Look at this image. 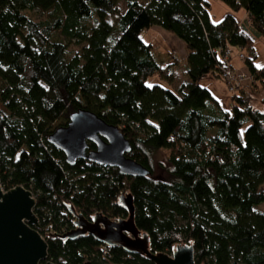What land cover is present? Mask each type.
Masks as SVG:
<instances>
[{"label": "trees", "instance_id": "obj_1", "mask_svg": "<svg viewBox=\"0 0 264 264\" xmlns=\"http://www.w3.org/2000/svg\"><path fill=\"white\" fill-rule=\"evenodd\" d=\"M219 1L232 13L214 22L207 0H0V183L32 192L48 261L154 264L120 245L103 256L106 245L91 235L45 234L47 227L56 234L73 228L68 202L85 217L126 219L118 199L130 193L132 222L148 235L151 253L188 244L196 264H264V212L257 209L264 203V111L251 105L264 91L253 51L264 37V0ZM240 10L250 25L238 23L233 13ZM153 26L186 46L188 80L176 91L147 85L156 76L174 80L175 63L158 65L142 39ZM229 47L250 49L245 65L253 83L240 86L226 110L199 82L221 78ZM81 108L118 127L132 147L127 157L150 175L123 177L83 160L69 167L48 137ZM61 119L66 123L56 125ZM162 150L165 174L157 177L154 158Z\"/></svg>", "mask_w": 264, "mask_h": 264}, {"label": "water", "instance_id": "obj_2", "mask_svg": "<svg viewBox=\"0 0 264 264\" xmlns=\"http://www.w3.org/2000/svg\"><path fill=\"white\" fill-rule=\"evenodd\" d=\"M261 104L264 111V99ZM48 141L64 155L69 167L83 160L116 169L123 177L150 175L148 168L127 157L132 147L120 129L85 108L70 114L68 123L52 132ZM89 144L95 149H90ZM118 204L129 214L128 218L112 221L101 213L85 217L73 203H66L67 212L73 217V228L53 237L74 240L91 235L102 245H120L128 252L142 253L154 264H196L194 247L188 244L176 245L171 254L151 253L148 235L132 222L133 196L120 195ZM35 207L36 199L30 190L16 186L5 191L0 183V264H54L48 261V245L37 230Z\"/></svg>", "mask_w": 264, "mask_h": 264}, {"label": "rangeland", "instance_id": "obj_3", "mask_svg": "<svg viewBox=\"0 0 264 264\" xmlns=\"http://www.w3.org/2000/svg\"><path fill=\"white\" fill-rule=\"evenodd\" d=\"M211 1H212V3L214 1L220 2L219 0H211ZM212 5L215 8V4H212ZM125 7H126L125 3L123 1H121L118 4V12L119 13L124 12ZM31 17L33 19H39L40 18L39 14H37V13L31 14ZM109 20L116 25L117 15L110 16ZM166 34H168L167 36L170 35L169 33H166ZM263 38L264 37H262L261 39H263ZM142 39L144 40V42L151 43V44L154 45L155 56L159 58L158 62L161 63L160 61H162V60H160V59H161V56L164 54V52L160 51L161 50L160 47L162 46V48L165 47L166 49H169L171 47V42H170L169 38H165V37L160 36L158 34L156 35L154 33L153 29H152V30H149L148 32H146L145 34H143ZM261 39L256 40V42L260 41ZM263 42H264V40H263ZM257 44H259L258 47H257V51L259 52L258 53L259 54V59L257 61V64L264 66V43H262V42L259 43L258 42ZM71 47L74 50H77V48H78V46L75 45V44L72 45ZM166 49H165V52H167L168 55H169V50H166ZM225 56L227 58V61L230 64V66L233 68V70L238 74V76L243 81L241 83V87H247L250 84H252L253 83V79L250 76V74L245 76L244 74L240 73L238 70H236L232 66L231 57H230L229 52H227ZM239 58L244 61V55H242V54L239 55ZM182 70L185 71L184 64L179 65L178 68H177V75L179 76V78L182 77V75L180 74V71H182ZM199 83H200V85L202 87L207 88V89H209L212 92V94L220 101V105H221V107L223 109L227 110L230 107V105H231V96L234 95V94L229 91V88H228L227 84L225 83V81L222 78H217L216 77L212 81H208V80H206V77H204V78L201 79V81ZM153 84H160V85H163V87H167V86H165V82L163 80H160L157 76L153 77V78H151V79H149L147 81V85L151 86ZM262 99H264V91L255 92V94L253 96V99H252V102H251L252 107L253 108H257L259 110L263 109V106L261 104V100ZM64 123H66V121L61 119V120L57 121L56 125L57 124H64ZM166 160H167V151L162 150V151L158 152L157 155L155 156V158H154L155 175L157 177H163L164 176L165 173H164V171L161 168V164L166 163L167 162ZM262 191L264 193V184L262 186ZM257 209L259 211L264 212V203L259 205L257 207Z\"/></svg>", "mask_w": 264, "mask_h": 264}, {"label": "crops", "instance_id": "obj_4", "mask_svg": "<svg viewBox=\"0 0 264 264\" xmlns=\"http://www.w3.org/2000/svg\"><path fill=\"white\" fill-rule=\"evenodd\" d=\"M207 1L210 2V4H211V15H212V19L214 22H219L228 13H232V11L226 5H224L222 2H221L222 3L221 4L220 2H216V1H214L213 3L211 0H207ZM212 4H215V8ZM233 14H234L235 18L237 19V21L240 25L241 24L242 25H244V24L250 25V21L247 17V13L245 10H240V11L235 12ZM152 29L156 35L158 34V35L163 36L165 38H169V40L171 42V47L169 49H166L165 47L162 48V46L160 47V49H161L160 51L164 52V54L161 56V59H160V60H162V61H160L161 63L158 62L159 58L155 56L154 45L151 43H148V44H151L153 46L152 56L158 65L168 64V63H173V62L175 63V65L171 66V68H170V71H171L173 78H174L173 82L172 83H168L166 81H164V82H165V86H167V88H170L173 91H176L180 84H182L183 82L188 80V77L186 75L187 64L185 61L186 55H187L186 46L181 40H179L176 37L178 39L177 40L174 35L169 33L170 35L167 36L168 34H166V33H168V32L165 31L164 29H162L161 27L153 26L150 30H152ZM263 40H264V38L258 42L264 43ZM258 42H256L254 44L253 51H254V54L256 56V61H255L256 66L258 68H262L264 66L257 64V61L259 59V54H258L259 52L257 51V47L259 45V44H257ZM165 49L169 50L172 53V55L169 56L168 53L165 52ZM227 51L230 54L232 66L236 70H238L240 73L244 74L245 76L249 75L248 68L245 65V59L248 56H250V49H247V48L246 49H240L238 47H229L227 49ZM241 54L244 55V61L239 58V55H241ZM181 64H184L185 71L184 70L180 71V74L182 75V77L179 78V76L177 75V68ZM205 77H206V80H208V81H212L214 78H216L213 75H206Z\"/></svg>", "mask_w": 264, "mask_h": 264}, {"label": "built area", "instance_id": "obj_5", "mask_svg": "<svg viewBox=\"0 0 264 264\" xmlns=\"http://www.w3.org/2000/svg\"><path fill=\"white\" fill-rule=\"evenodd\" d=\"M226 53L225 52L222 56H221V62H220V76L221 78L225 81V83L227 84L228 88H229V91L233 94H235L237 92V89L241 86V83L243 82L241 80V78L238 76V74L233 70V68L230 66L229 62L227 61V58H226ZM66 213V212H64ZM63 213V214H64ZM38 222H39V219H38ZM38 232L40 233V235L42 236L41 234V230H40V224H39V227L37 228ZM45 234L47 236H51V235H55L56 232L54 231L53 228H45ZM42 238H44V236H42ZM175 238H177V240L181 241V238L180 236H175ZM108 246H105L103 249H102V255L103 256H108L109 257V250L107 248ZM129 259H132V256L131 255H128L127 256Z\"/></svg>", "mask_w": 264, "mask_h": 264}]
</instances>
